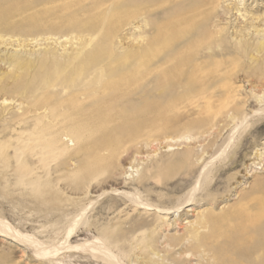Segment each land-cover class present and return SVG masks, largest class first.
Segmentation results:
<instances>
[{
  "label": "rangeland",
  "instance_id": "rangeland-1",
  "mask_svg": "<svg viewBox=\"0 0 264 264\" xmlns=\"http://www.w3.org/2000/svg\"><path fill=\"white\" fill-rule=\"evenodd\" d=\"M147 1L0 0V12L8 11L0 17V225L4 223L11 232L21 233L18 241L0 237V264H106L92 258L86 260L76 245L112 236L120 239L118 245L129 247L134 246L137 237L145 238L149 233L159 251V258L153 257L161 259L163 251L169 248L166 241L182 234L199 213L227 210L258 178H264V115L254 113L262 104L256 102L254 93L264 96V90L257 92V82L243 72L246 57H240L237 66H228L221 73L230 90L236 89L227 102L214 97L208 103L192 97L190 101L181 99L170 104L173 101L167 102L168 99L182 93L181 89L157 92L147 85L143 87L145 94L134 102L139 108L151 105L138 118L143 123L142 129L123 130L115 116L107 118L112 122L109 124L86 121L84 117L80 122L75 119L61 123L48 118V108L63 113L59 105L67 103L64 100L68 90L64 85L42 80L44 74H37L39 57L45 49H54L62 55V63L78 52L91 51L101 42L99 31L105 24L104 18L112 17L115 22L111 23L106 42L109 52L97 60L90 71L91 78L102 70L101 64L142 48V36L151 37L158 23L168 22L174 12L196 2ZM202 1L218 2L214 12L203 21V28L208 30L217 22L215 29L228 27L233 40V32L239 30V25L249 22L252 15L264 13V0H241L240 12L234 9L229 14H225L224 8L235 0ZM245 9L248 13L243 17L240 13ZM216 12L218 17L213 16ZM71 17L75 20H70ZM251 37L255 35L246 39ZM239 39L240 36L236 40ZM14 52L30 60V66L14 70L7 60ZM161 59L159 55L154 63L159 64ZM12 72L21 75L18 82L10 76ZM44 96L48 98L41 104ZM78 98L79 107L86 109V101ZM38 103L41 109H36ZM231 103L236 104L239 114H249L236 128L233 123L226 125L225 106ZM160 108L168 110L163 117ZM78 122L86 129L80 142L73 140L65 127ZM113 133L121 134L118 141L108 140ZM186 149L191 152L189 161L176 163L177 156ZM237 156H240L238 167L219 175L228 160ZM206 161L210 162L208 173L201 186L202 193L196 194V203L168 215L167 220L154 210H145L149 206L175 204L194 185ZM185 168L193 170L191 176H181ZM174 172L179 173L170 179ZM216 176L221 180L217 185ZM123 192L152 205L139 208ZM82 207H86V221L71 240L74 247H66L57 255H50L48 250L50 256L43 258L27 245L28 240L38 239L48 248L56 243L63 246L68 217ZM182 247L183 244L171 247L173 256H168L167 264L172 257L190 259L186 264H200L198 256L180 254ZM134 259L135 255H131L125 263L138 264Z\"/></svg>",
  "mask_w": 264,
  "mask_h": 264
},
{
  "label": "bare ground",
  "instance_id": "bare-ground-1",
  "mask_svg": "<svg viewBox=\"0 0 264 264\" xmlns=\"http://www.w3.org/2000/svg\"><path fill=\"white\" fill-rule=\"evenodd\" d=\"M240 3L241 0L238 2L235 0L232 5H227L224 8L225 14H229L234 9L236 12H240ZM217 6L218 2L196 0L190 7L174 12L168 22L156 25L151 37H147V39L143 36L141 37L143 39L142 48L119 57L117 56L118 58L111 60L107 64H101L102 70L96 72L91 78H89L91 75L90 71L97 60L109 52L106 42L112 26L111 23L115 22L112 17L107 16V18H104L106 19L105 24L99 31V41L101 42L91 51L78 52L62 63V55L56 53L54 49H45L41 53V57H39L40 64L37 74L39 76L44 74L46 77H40L42 80L45 78L51 82L64 85L68 90L64 100L67 103L59 105L63 107V113H58V110L55 111L54 107L48 108V118L51 121L61 123L75 119H79L80 122L82 117H84L86 121L97 120L98 122L103 121V123L107 121L109 124L112 122H108L111 120H107V118L115 116L116 120L122 123L120 126L124 128L123 130H128V127L135 130L142 129L143 123L138 118L142 112L147 110L146 107L151 105L146 104L144 108H139L134 106V102L138 96L143 97L145 94L141 90L143 87L147 85L150 89L157 92H162L169 88L181 89L180 91L183 92L179 95L168 97L167 102L173 101L170 104H175L177 100L181 99L190 101L193 99L192 97L207 100L208 103L214 97L220 101H224L227 98L231 99L235 95L236 89L230 90L231 88L229 85L227 86V81H222L224 74L221 73L228 66L232 68L237 66L236 64L240 57H246L247 59L243 72H246V76H251L257 82V92L263 91L264 13L262 15H252L249 22L239 25V30L235 29L233 32L235 36L233 40L227 32L228 27L215 29L218 26L217 22H213L210 25L212 28L208 30L203 28V21L206 20L210 13L214 12L213 10ZM204 8L206 9L203 11ZM7 12L1 11L0 17L6 15ZM245 13H248L246 9L240 14L246 17ZM218 15L219 12L213 14L214 17H218ZM69 19L75 20L73 17ZM89 25L93 27L94 24L89 22ZM250 34L255 35V37L246 39ZM239 36L240 39L237 41L236 39ZM159 55L162 56V61L159 64L154 63V60ZM7 60L14 70L30 66V60L23 59L15 52L7 57ZM152 63L156 65L151 66ZM10 76L18 82L21 75L18 72H12ZM46 83L45 81L44 84L46 85ZM217 87L218 90L216 89ZM80 93L82 96L79 95ZM79 96L83 101H86V109L79 107ZM254 96L258 104L262 103L254 113L264 115V96H258L255 93ZM43 98L41 104L46 103L45 99L48 97L44 96ZM206 105L210 106L209 104ZM36 106V109H41L39 103ZM172 107L173 105L168 109ZM158 110L162 112L160 117H163L168 111L164 108ZM225 110L227 113L226 118H228L226 119V125L233 123L234 128L242 124V121H245L249 115L248 113L239 114L236 104L232 103L231 106L226 105ZM59 118L61 119L59 120ZM65 127L66 132L71 135L73 140L80 142V140L84 139L86 129L81 123H72ZM98 131L101 130L98 129ZM112 135L108 140L118 141L121 137L120 133H113ZM190 153V150L186 149L181 155L177 156L176 163H187ZM258 155L261 156V153H258ZM239 158L240 156L229 158L227 165L220 171L218 170L220 172L219 175L238 167ZM208 164H210L209 161L197 176L198 179L194 182V185L186 189L175 204L151 207L149 205L152 204L142 201L131 193L123 192V196H126L137 207L149 206L145 210H154L156 214L162 215L160 216L162 219L167 220L168 215L179 212L184 207L196 203V194H201L200 190H203L201 186L208 173ZM178 173L170 174L169 178H175ZM192 173L193 170L185 168L180 174L185 177L191 176ZM220 181L217 177L214 184ZM263 191L264 178L261 177L256 180L249 191L242 193L239 201L234 206L218 213L214 212V210L199 213L195 222L190 223L182 234L172 236L166 241L169 248L163 251L164 254L161 259L153 257L156 255L159 258V251L156 250L155 244H153L152 233H149L145 238L137 237V240H134V246L118 245L117 243L120 239H112V236H109V239L98 237L90 241H84L76 245V249L83 251L85 255L83 257L86 260L89 261L92 258L94 261H102L106 264H126L125 259L127 257L128 259L131 258V255H135L134 263L167 264L168 260H165L168 259V256H173L171 247L183 244L184 247L180 250V254H190V257L198 256L200 264H264ZM85 210L86 207H82L68 217V231L63 246H57L56 243L53 247L48 248L39 242L38 239L37 241L32 238H30L32 240H28L27 245L36 252L35 254L43 258H46L49 254L57 255L59 251L66 249V247H74L71 244V240L77 236L80 231L78 230L79 227L86 221ZM143 223L145 224V222ZM20 235L21 233L11 232L4 223L0 225V237L3 236L7 239L11 238L18 241ZM48 250H51L49 254ZM188 261L190 259L185 257H172L171 263L186 264Z\"/></svg>",
  "mask_w": 264,
  "mask_h": 264
}]
</instances>
